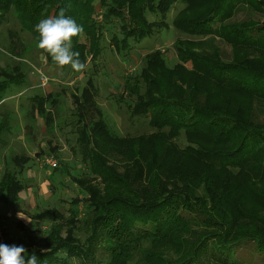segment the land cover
Returning a JSON list of instances; mask_svg holds the SVG:
<instances>
[{
  "label": "trees",
  "instance_id": "1",
  "mask_svg": "<svg viewBox=\"0 0 264 264\" xmlns=\"http://www.w3.org/2000/svg\"><path fill=\"white\" fill-rule=\"evenodd\" d=\"M175 4L182 8L172 28L190 38L175 40L176 63L152 51L125 82L129 115L147 119L153 132L111 134L88 76L71 96L76 143L91 174L115 189L86 202L83 244L54 229L29 236L25 264L33 253L38 264H248L236 256L241 247L252 249L249 264H264V0H0V11L13 9L37 42L35 25L71 5L65 14L83 27L71 50L86 65L101 53L97 6L103 23L120 22L121 38L111 39L120 52L166 27ZM241 13L251 16L236 20ZM217 41L230 47L228 61ZM6 86L0 83V92ZM48 100L39 101V111L50 124L45 104L57 101ZM2 131L0 125V139ZM28 161L14 157L10 164L19 169L3 171L0 204L18 203L24 186L17 176ZM115 162L135 175L114 173Z\"/></svg>",
  "mask_w": 264,
  "mask_h": 264
},
{
  "label": "rangeland",
  "instance_id": "2",
  "mask_svg": "<svg viewBox=\"0 0 264 264\" xmlns=\"http://www.w3.org/2000/svg\"><path fill=\"white\" fill-rule=\"evenodd\" d=\"M181 8L180 4H175L169 11L164 20L166 27L138 42H129L127 50L118 52L111 39L113 36L121 38L120 22L113 19L110 24L103 23L100 17L103 10L97 6L96 17L102 32L101 53L95 61H88L81 72H74L70 67L57 68L47 61L37 50L33 36L21 30L13 9L0 11V83L7 85V89L0 92V125L3 129L0 178L7 169H19L10 164L14 157L29 158L17 176L24 186L18 203L0 204V244L23 246L27 237H45L52 229L63 238L73 237L80 244L84 243L86 219L91 217L86 202L92 197L105 198L115 188L91 174L82 162L76 143L77 124L72 116L75 108L71 96L79 92L91 76L97 111L102 114L111 134L129 138L152 133L147 119L129 115L124 102L131 98L127 95L125 82L139 74L144 56L152 51L162 52L169 66L176 63L175 40L190 39L171 25L173 16ZM250 16L241 13L236 20ZM147 19L157 20L151 15ZM81 42L86 41L81 39ZM217 46L222 60L228 61L230 47L221 41H217ZM5 75L15 81L9 82ZM20 75H23L22 84L19 83ZM51 97L57 102L53 107L45 104V112L51 115L48 124L47 114L39 111V101L47 102ZM177 144L184 147L183 136ZM47 161H52L54 166H49ZM115 163L114 173L135 175L132 167ZM46 212L53 217L36 219L37 215ZM251 250L241 247L236 256L249 264L255 257ZM95 256H98L97 251Z\"/></svg>",
  "mask_w": 264,
  "mask_h": 264
},
{
  "label": "clouds",
  "instance_id": "3",
  "mask_svg": "<svg viewBox=\"0 0 264 264\" xmlns=\"http://www.w3.org/2000/svg\"><path fill=\"white\" fill-rule=\"evenodd\" d=\"M70 7L68 5L57 16L42 19L35 25L36 48L42 55L50 57L55 67H70L74 72H81L85 64L79 60V53L71 49L72 39L82 34L83 27L65 14ZM26 252L22 245L0 244V264H25ZM27 264H38L34 253L27 259Z\"/></svg>",
  "mask_w": 264,
  "mask_h": 264
},
{
  "label": "built area",
  "instance_id": "4",
  "mask_svg": "<svg viewBox=\"0 0 264 264\" xmlns=\"http://www.w3.org/2000/svg\"><path fill=\"white\" fill-rule=\"evenodd\" d=\"M47 164H48L49 166H54V163H53L52 161H47Z\"/></svg>",
  "mask_w": 264,
  "mask_h": 264
}]
</instances>
